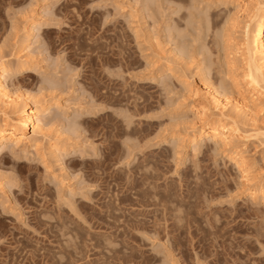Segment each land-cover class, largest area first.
Here are the masks:
<instances>
[{
	"label": "rangeland",
	"instance_id": "1",
	"mask_svg": "<svg viewBox=\"0 0 264 264\" xmlns=\"http://www.w3.org/2000/svg\"><path fill=\"white\" fill-rule=\"evenodd\" d=\"M245 1L0 0L11 96L19 110L49 107L46 138L26 134L36 148L0 153V264H264V200L250 198L231 158L244 156L264 186L249 117L235 123L236 148L189 140L200 126L194 91L251 99L234 82ZM99 211L94 227L88 216ZM139 219L145 227L134 228ZM174 221L197 228L186 243L205 244L174 247L164 231Z\"/></svg>",
	"mask_w": 264,
	"mask_h": 264
},
{
	"label": "bare ground",
	"instance_id": "2",
	"mask_svg": "<svg viewBox=\"0 0 264 264\" xmlns=\"http://www.w3.org/2000/svg\"><path fill=\"white\" fill-rule=\"evenodd\" d=\"M244 3L245 5L242 6V9H244L245 12L247 11L248 19L243 26L242 31L243 66L242 71L234 76V82L235 85L245 83L247 88H251V99L248 101V99L244 97L243 100H238L234 103L233 100L227 97L225 103L221 98L222 93L213 86H207L206 91L204 90L205 92L202 93L199 92L200 90L194 91L193 95H195V102L193 106L196 107L200 126H192L193 133L189 139L192 143L206 137L222 143L225 147L232 146L236 148L232 145V142L233 138L237 135L239 136L240 133L237 125L245 122H242V119L240 118L243 114L246 117H249L246 119L247 122H251L254 126L256 136L258 135L261 137V141L264 145V124L258 125L257 118V115L260 112L264 114V101L262 99V95H264V0H247ZM7 63L4 60H0V101H3L5 104V110L3 108L2 112V121L0 122V153L9 144L17 147L20 145H27L36 148V142H34L35 144L32 143L33 138L26 136L31 129L33 133L40 132L45 138L47 136L40 114L43 111L48 110L49 107H46L42 111L39 105L24 103L23 107L19 110V98H13V95L11 96L8 89L7 79L12 70L10 64L8 65ZM232 68L236 69V66H233ZM228 105L231 109L230 112H227L226 109ZM214 109L219 111L218 116L214 114ZM231 120L234 122L233 125L237 124L236 127L228 125L232 123ZM59 151L58 147L54 149L55 154L59 153ZM243 157L244 156L239 155L236 151L235 155H231V158L235 159L238 164L240 171L239 176L242 179V183L250 189L248 192L250 198L264 200V186H259L257 184L255 175L252 174V170L246 166L247 162L245 163V157ZM132 180V188L134 190L137 188L139 182L136 177ZM102 212L103 211L97 213L94 212L95 216H88L93 222L94 227L96 224H100L98 221H94L96 217L98 220H104ZM146 212L147 211L144 210L141 214L147 215ZM58 217H60V215ZM62 218H59V221L62 222ZM61 222L59 223L62 224ZM145 223L144 220L139 219L135 220V224H132V226L134 228L145 227ZM193 227L194 229H192ZM164 231H166V234L171 233L174 247L185 253L189 252V249H195L198 245L205 244L204 241L206 239H204L203 236H199L196 242H193L195 239H191V242L189 241V243H186L184 240V238L189 237V235L198 232L192 222H188V224L184 226L175 221L167 223L164 225ZM174 231H177V233L172 234ZM126 232V229L121 231L122 234H125ZM90 235H93V233H90ZM106 238H112V235H108ZM47 248L49 251V247Z\"/></svg>",
	"mask_w": 264,
	"mask_h": 264
}]
</instances>
